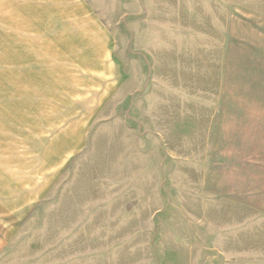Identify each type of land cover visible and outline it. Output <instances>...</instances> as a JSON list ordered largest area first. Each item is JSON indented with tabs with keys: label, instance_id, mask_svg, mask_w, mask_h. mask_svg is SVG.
<instances>
[{
	"label": "rangeland",
	"instance_id": "1",
	"mask_svg": "<svg viewBox=\"0 0 264 264\" xmlns=\"http://www.w3.org/2000/svg\"><path fill=\"white\" fill-rule=\"evenodd\" d=\"M76 1L81 55L112 47L81 75L72 10H0V95L38 116L0 264H264V0Z\"/></svg>",
	"mask_w": 264,
	"mask_h": 264
},
{
	"label": "crops",
	"instance_id": "2",
	"mask_svg": "<svg viewBox=\"0 0 264 264\" xmlns=\"http://www.w3.org/2000/svg\"><path fill=\"white\" fill-rule=\"evenodd\" d=\"M0 10L13 11V15L8 18V23L4 22L3 25L18 28L38 26V16L44 15V12L72 10L74 13L71 16L76 17L73 21H77L75 26L78 30L70 42L72 50L66 56L70 60V70L81 75V56L90 60L109 58V64L112 63V47L108 41L106 50L100 49L101 52L98 53L96 50H91L89 55L87 53L81 55V2L76 0H0ZM88 15V21L93 25L94 18ZM89 66L91 69L96 68V63L89 62ZM0 74H3L1 68ZM6 85L5 82H0V91L17 90L15 87L6 89ZM5 95L4 93L0 95V258L9 248L11 236L18 224L29 211L30 206L23 205L21 196V188L26 185L21 179L23 171L22 133L23 128L24 131L34 127L36 129L38 122V116L31 115L25 120L29 125L23 126L21 98L14 95L13 99H5Z\"/></svg>",
	"mask_w": 264,
	"mask_h": 264
}]
</instances>
